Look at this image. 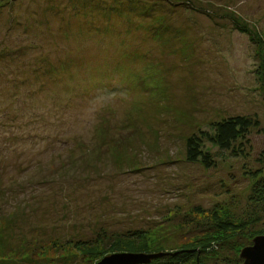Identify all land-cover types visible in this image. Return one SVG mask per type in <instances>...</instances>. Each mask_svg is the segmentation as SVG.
Segmentation results:
<instances>
[{
  "label": "rangeland",
  "instance_id": "rangeland-1",
  "mask_svg": "<svg viewBox=\"0 0 264 264\" xmlns=\"http://www.w3.org/2000/svg\"><path fill=\"white\" fill-rule=\"evenodd\" d=\"M233 114L234 153L188 159ZM263 162L264 0H0V264H85L101 227L196 245L207 208L264 234Z\"/></svg>",
  "mask_w": 264,
  "mask_h": 264
},
{
  "label": "trees",
  "instance_id": "trees-1",
  "mask_svg": "<svg viewBox=\"0 0 264 264\" xmlns=\"http://www.w3.org/2000/svg\"><path fill=\"white\" fill-rule=\"evenodd\" d=\"M242 30L246 29L242 28ZM252 117L249 114H233L211 121L206 128H199L187 139L188 159L199 158L205 166H213L217 162V155H232L234 152L231 142L237 137L243 136L250 126L257 125V120ZM210 145L215 146L214 151ZM262 165L261 170L253 173V176L257 178L253 182L249 195L251 202L255 204L264 199V175L259 176L264 171V162ZM220 209L222 210V208ZM195 212L202 213L203 210L197 208ZM222 212L219 214L216 209L207 208L205 214L208 215L209 220L206 223L198 224L202 226L200 231L202 235L198 238L200 242L196 245L186 242L178 247L168 249L150 248L144 239L146 232L139 227L127 229L119 235H113L114 232L110 233V230L101 227L94 237L89 238L81 235L73 240V244L81 252L83 258L88 259L81 261L85 264L90 263L100 253L103 255L119 251L166 252L149 262L139 264H242L243 258L240 256V251L242 247L249 245V240L246 237H253L258 231L247 229L252 222H257L260 217L251 212L246 218L235 220L229 217V211L222 210ZM183 219L182 221L185 223L194 221L192 214L184 215ZM54 241L55 239L49 240L51 246ZM67 241L71 243L70 239ZM44 247L41 245V250Z\"/></svg>",
  "mask_w": 264,
  "mask_h": 264
},
{
  "label": "water",
  "instance_id": "water-1",
  "mask_svg": "<svg viewBox=\"0 0 264 264\" xmlns=\"http://www.w3.org/2000/svg\"><path fill=\"white\" fill-rule=\"evenodd\" d=\"M164 254H166L165 251L111 252L104 255L96 264H139ZM240 256L243 258L242 264H264V234L255 236L251 244L242 247Z\"/></svg>",
  "mask_w": 264,
  "mask_h": 264
}]
</instances>
